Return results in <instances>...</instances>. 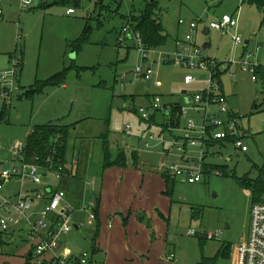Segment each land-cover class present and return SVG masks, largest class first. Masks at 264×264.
Masks as SVG:
<instances>
[{
	"label": "rangeland",
	"instance_id": "1",
	"mask_svg": "<svg viewBox=\"0 0 264 264\" xmlns=\"http://www.w3.org/2000/svg\"><path fill=\"white\" fill-rule=\"evenodd\" d=\"M41 1L32 0L22 8L20 0H0V69L8 64L18 71L7 121L0 125L1 167L15 163L14 151L8 150L16 141L25 144L33 125L70 126L66 164L69 173H60L59 177L49 173L45 179L65 192L70 222L82 224L80 229L71 230L66 246L75 251H91L95 222H88V210L75 209L74 205L84 199L88 205L98 195L105 141L112 158L123 150L127 163L145 166L144 175L160 171L168 174L167 167L172 163L196 167L201 159L204 163L222 165L228 175L204 174L195 183L184 181L182 176L167 175L174 184V202L169 218L162 219L167 243L165 256L174 253L175 259L170 262L165 257V261L154 264H200L203 258L217 256L222 245L230 244V248L237 245L246 234L251 203L249 190L239 178L245 174L254 178L257 171L253 166L264 168V79L258 74L259 78L252 80L251 73L239 69L236 61L264 64V12L254 4L241 3L242 0H156L168 41L164 46L142 50L135 38H127L120 30L125 17L133 9H141L144 0H118V8L112 0L98 4L97 0H83L71 15L61 5L45 6ZM225 13L238 16L237 30L241 37L238 44L230 33L222 34L215 29L208 35L202 33L205 23L217 21ZM180 18L197 23L195 41L202 55L232 61L230 70L236 71V76L231 78L225 71L220 81L227 109L237 113L239 129L247 133L240 136L248 148L245 152L235 150L226 141L209 147L184 146L181 136L185 120L181 118L178 126L168 125L166 105L183 104L182 90L193 96L202 94L206 87V71L183 67L172 59L173 39L186 30L185 25L178 27ZM87 22L92 27L88 41L73 49ZM208 40L210 48H203ZM14 51L16 54L10 58L8 53ZM136 67H150V79L135 73ZM63 69L66 72L62 83L44 85L32 96L23 95L34 90L37 86L34 83H44ZM186 74L196 76L197 80L185 84ZM154 96L160 97L164 108L143 119L139 109ZM186 106L187 116L194 117L191 104ZM13 187L17 183L6 184V192ZM208 234L213 237L208 238ZM15 236L7 246L2 245L6 239H0V264H36L34 258H26L36 240ZM60 246L57 251H64ZM122 264L140 263L126 259ZM216 264H232L230 251L227 256H218Z\"/></svg>",
	"mask_w": 264,
	"mask_h": 264
},
{
	"label": "built area",
	"instance_id": "2",
	"mask_svg": "<svg viewBox=\"0 0 264 264\" xmlns=\"http://www.w3.org/2000/svg\"><path fill=\"white\" fill-rule=\"evenodd\" d=\"M31 2L32 0H20V5L22 8H26ZM74 11L73 8L66 9L68 14ZM237 18L238 16L234 14H222L217 21L205 23L202 30L207 27L210 30L220 31L222 34L232 31L231 38L234 43L238 44L241 42V37L237 30ZM178 24L186 25L187 31L174 40L172 59L183 67L197 68L207 72L206 87L202 94L193 95L189 101L191 108L201 114V122L197 124L195 119L186 116L188 110L186 105L179 106V115L183 116L185 120L181 136L184 146L187 144L203 146L210 140L224 142L226 139H231L229 142L235 150L247 151V146L240 138L244 132L239 129V118L227 109L226 96L221 81L216 76L218 71H226L231 78L235 77L236 72L230 70L232 61H219L202 55L201 48L195 41L198 31L195 21H186L180 18ZM120 33L126 34L127 38H135L137 47L145 50L139 34L133 33L129 26H123ZM117 39L119 42L121 41L119 38ZM165 60L168 58L166 57ZM236 63L239 69L251 73L252 80L259 78V68L262 69L264 77V64L250 63L247 60H238ZM134 71L142 75L144 79H150L152 75L150 67L145 69L136 67ZM17 76L18 71L13 65L0 69V110L13 97ZM196 80V76L191 74H186L183 78L185 84ZM212 107L216 109L212 110ZM162 108L164 107L160 105V97L154 96L150 104L145 108L140 107L139 111L142 118L146 119L152 111L156 112ZM164 109L168 111L166 114L169 115L172 105L166 106ZM194 133L195 135H193ZM148 145L149 143L146 142L145 146ZM24 147L25 144L16 141L8 150L14 151L15 154L13 159L15 163L10 167H1L2 162L0 161V239L7 233L26 228L28 237L36 240V243L32 245L37 264H86L91 258L89 252L71 254L67 257L59 256L55 252L61 239L72 229L65 192L59 188L53 189L50 185L32 191H26L24 188L27 184H42L49 173L59 177L64 167L58 165L54 170L48 171L47 168L27 164L22 157ZM202 164V159L196 167H182L172 163L167 167V175L170 177L182 176L188 183H195L204 177ZM211 173L217 174L216 171H211ZM9 183H17V189L13 193L4 192L5 185ZM36 200L43 202L38 208L33 206ZM93 205V203H89L88 206L92 207ZM87 210V219L94 220V213L91 209ZM189 233H193V231H189ZM207 237L212 238L213 234H208ZM166 258L171 262L175 259V254L170 253ZM233 264H264V201L250 205L246 234L236 245Z\"/></svg>",
	"mask_w": 264,
	"mask_h": 264
},
{
	"label": "crops",
	"instance_id": "3",
	"mask_svg": "<svg viewBox=\"0 0 264 264\" xmlns=\"http://www.w3.org/2000/svg\"><path fill=\"white\" fill-rule=\"evenodd\" d=\"M73 13L66 14L71 15ZM178 27L180 28V24H178ZM185 31H187V26ZM228 33L232 34V31ZM181 36H176L173 41L177 37ZM245 44H247V42ZM210 46L208 48H210ZM3 59L4 57L2 60ZM7 62L8 59L7 61L3 62V66H5ZM8 66L9 65L7 64L5 68ZM224 72H221V75ZM261 75L262 76H260V78L264 79L263 71ZM183 91L185 93H183ZM181 95V102L183 104H180L179 102H172L166 106L176 104L183 106L189 104L190 98L192 96L188 95L185 90L181 91ZM132 98L134 99V96H132ZM152 99L153 98L149 100L148 98L147 104L141 107H147ZM215 109L216 108L212 107V110ZM167 112L168 111L166 110L164 111L165 114ZM193 112L196 115L190 118H193L195 121L200 123L201 114L195 110H193ZM231 112L237 115L236 112ZM155 113L156 112L152 111L151 114L155 115ZM167 116L169 117V115ZM181 118L184 119V117L180 115L178 122L174 121V124L178 126L180 124ZM246 135L247 133L244 132V136ZM139 164L140 163L136 162H134V164H129L126 161V165L123 167L113 166L103 170V177L99 186L98 195L95 197V199L89 202L95 204V200L98 197V212L96 220H98L97 222L99 223V227L95 241V246L98 249V252L92 254L91 251L88 250L76 249L77 251H75L66 246V242L69 239L68 237H70L71 230L80 229L82 226L81 223H71L72 229L68 232V234L64 235L58 245V247L62 245L61 249L64 251L61 252L57 251V248L55 249V252L59 256L67 257L71 254L89 252L91 254V258L86 264H92L93 262H99L100 264H112L113 262H120L122 264L124 261H126V259L130 262H139L140 264H154L159 260H166L165 252L167 243L164 239L165 226L162 223V219L166 216L169 218V215L172 211L174 202L172 198L173 189L171 195H167L165 192L167 190L165 178L163 177L162 171L157 174L148 172L144 175L143 170L145 169V166L142 163L140 165ZM45 185L58 188L54 187L47 179H45L40 185L27 184L24 188L26 191H32L34 189H41ZM16 189L17 187H13L10 188L11 191L6 192L5 190L4 192L13 193ZM84 201L85 199L80 202H76L74 208H82L84 210L89 209V204H85ZM42 204L43 202L39 200V202L35 201L33 206L38 208ZM68 213L70 214L69 218L71 221L70 205L68 207ZM88 222H95L94 227H96L97 222L95 220H88ZM95 232L96 229L94 228L91 234L90 242ZM14 235L20 239L28 238L26 228L20 230L17 229L14 232L7 233L2 238L3 240L6 239L2 245L7 246L10 241L14 240ZM235 248L236 245L229 249L230 256L232 257V264L235 256ZM33 251V245H31L28 249L27 256L29 257L28 259L34 258L35 261V255Z\"/></svg>",
	"mask_w": 264,
	"mask_h": 264
},
{
	"label": "trees",
	"instance_id": "4",
	"mask_svg": "<svg viewBox=\"0 0 264 264\" xmlns=\"http://www.w3.org/2000/svg\"><path fill=\"white\" fill-rule=\"evenodd\" d=\"M105 0H97L98 3H103ZM117 2V8L120 6V1L112 0L111 2ZM83 0H43L41 3L45 6L58 4L65 8H79ZM241 3L254 4L259 9L264 12V0H242ZM103 6V5H102ZM125 25L129 26L133 33H138L143 44V49L148 50L151 48H157L164 46L168 41V35L165 32V29L162 25L161 19L159 17V6L156 0H144L143 6L141 9H133L127 17H125ZM123 27V26H122ZM92 27L88 24H85L83 32L74 44L72 45L73 49H79L81 45L88 41L89 34ZM118 41V39H117ZM119 42V41H118ZM16 54V51L8 53L11 58ZM20 63L19 70H21L23 57L22 52L19 53ZM9 67V66H8ZM66 69L61 70L58 73L52 75L44 83L36 82L34 83V90L31 92H26L25 96H32L34 93L40 91L41 87L48 84H59L64 81ZM258 74L262 76V69H258ZM221 71H218L216 76L220 79ZM8 103L4 104L0 110V121H7L8 113ZM179 106L178 104L172 105L171 113L169 114V126H174V121L178 122L179 120ZM237 116L236 114H233ZM154 114H150V118ZM168 125H166L168 127ZM165 127V126H164ZM69 131L70 126L61 125L57 123H41L35 124L27 134V140L25 143L23 151V161L27 164H34L40 168H47L48 171L54 170L58 165H62L64 170L61 174H64L67 164V152L69 148ZM231 139H226V142H229ZM224 141V142H225ZM221 140H210L207 142L206 146H211L214 144L222 145L224 143ZM104 157H103V170L108 167H123L126 165V157L123 150H119L114 158L110 156L108 152V147L105 141L104 145ZM135 157V155L133 156ZM256 167L257 175L252 178L249 174H245L239 178V181L242 185H245L251 197V204L255 202L264 201V168ZM203 173L209 174L211 171H216L217 174L228 175L224 170L225 167L218 164H202ZM166 183V194L171 195L173 189V183L170 182L167 174H163ZM54 189V188H53ZM97 206H98V197L95 200L94 206L90 207L91 211L94 213V220L97 222ZM195 214V212H194ZM99 223H96V232L91 240V253L95 254L98 252V249L95 246L97 231ZM230 244L222 245L219 254L211 258H203L200 264H216L218 256H227L229 254ZM29 258L28 256L26 257Z\"/></svg>",
	"mask_w": 264,
	"mask_h": 264
},
{
	"label": "water",
	"instance_id": "5",
	"mask_svg": "<svg viewBox=\"0 0 264 264\" xmlns=\"http://www.w3.org/2000/svg\"><path fill=\"white\" fill-rule=\"evenodd\" d=\"M209 32H210V29L209 28H207V27H205L203 30H202V33L204 34V35H208L209 34ZM129 37V36H128ZM203 48H208L209 46H210V41L208 40V41H206L205 43H203ZM183 93H185L184 91H183ZM65 173H69V170L68 169H65ZM78 205V204H77Z\"/></svg>",
	"mask_w": 264,
	"mask_h": 264
}]
</instances>
